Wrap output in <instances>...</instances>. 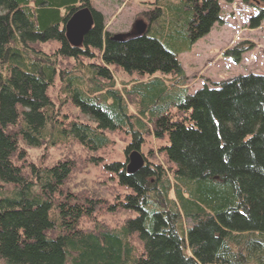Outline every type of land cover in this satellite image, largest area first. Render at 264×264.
I'll list each match as a JSON object with an SVG mask.
<instances>
[{
	"label": "trees",
	"instance_id": "1",
	"mask_svg": "<svg viewBox=\"0 0 264 264\" xmlns=\"http://www.w3.org/2000/svg\"><path fill=\"white\" fill-rule=\"evenodd\" d=\"M221 1L161 0L146 16L166 42H122L90 0H0V264H264V74L178 87L180 101L143 80L185 79L180 54L220 22ZM81 7L94 25L74 47L65 25ZM109 65L140 77L122 89ZM145 133L166 144L138 171L105 157L111 135L130 134L126 159ZM87 165L106 177L72 185Z\"/></svg>",
	"mask_w": 264,
	"mask_h": 264
},
{
	"label": "rangeland",
	"instance_id": "2",
	"mask_svg": "<svg viewBox=\"0 0 264 264\" xmlns=\"http://www.w3.org/2000/svg\"><path fill=\"white\" fill-rule=\"evenodd\" d=\"M145 3L146 0H92L93 8L100 11L104 17L105 30L113 34L124 33L125 31L133 33L136 21L141 18L142 12L145 11ZM221 8L220 22H217L208 34L183 48L184 52L180 54L179 59L186 76L185 79L181 78L178 73L162 74L158 72L153 77L146 75L143 80L161 78L168 87L169 96L180 101V98L184 97V92H179L180 89L178 87L185 88V93L189 94L203 87L206 83L220 82L241 74H264V20L260 22L259 26L255 27H251L248 21L250 17L259 12V9L243 3L241 0L221 1ZM155 30L153 29L149 34L156 35L163 42H166L160 34L162 31ZM238 45L246 47L240 53L238 62L234 61L232 57L224 55L227 49H233ZM114 70L118 85L122 89L125 86L134 84L136 82L134 79L139 77L136 73H129L123 68L117 69L116 66H114ZM183 79L184 84L181 83ZM134 91L132 96L137 93L136 89ZM132 101L131 103H138V101ZM176 105L177 102H175V105L170 104L169 108L177 109ZM141 116L143 118V115ZM135 125L141 130L144 128L137 123ZM127 136L116 135L114 137V135H111L114 143L104 153L107 159L112 158L121 162L124 161L123 149L129 142V137ZM145 139L146 142L141 151L143 157L150 148L157 149L166 144L164 138H155L153 133H145ZM43 153L49 156L48 150L27 148V160L36 164H43L42 162L45 158ZM81 159L83 160V157ZM144 159L145 165L146 157ZM84 168V171L73 177L71 180L72 185H80L82 183L79 181H83L88 182L91 186H99L98 181L106 177L101 168L94 169L95 167L88 165L84 166ZM8 188V185L4 183L1 185L0 182V198L4 196L2 192H6L4 189Z\"/></svg>",
	"mask_w": 264,
	"mask_h": 264
},
{
	"label": "water",
	"instance_id": "3",
	"mask_svg": "<svg viewBox=\"0 0 264 264\" xmlns=\"http://www.w3.org/2000/svg\"><path fill=\"white\" fill-rule=\"evenodd\" d=\"M94 24V18L89 7L80 8L75 12L70 19H68L65 25V32L70 43L78 47L83 43L84 36L92 28ZM137 34H141L145 30L143 23H137ZM115 39H120V35H115ZM145 159L138 151H133L129 155V164L127 165V171L130 173L138 171L144 164Z\"/></svg>",
	"mask_w": 264,
	"mask_h": 264
},
{
	"label": "bare ground",
	"instance_id": "4",
	"mask_svg": "<svg viewBox=\"0 0 264 264\" xmlns=\"http://www.w3.org/2000/svg\"><path fill=\"white\" fill-rule=\"evenodd\" d=\"M91 3H92V0H90ZM161 0H146V8H145V11L142 12L141 14V18H139L136 23H135V27H134V30L133 33L132 32H128V31H125L124 33H119L118 35L121 36V38L118 40V39H115L114 36L117 35V34H113V33H110L109 31H106L105 33V37H110V39L112 40H117V41H122V42H125L127 40H130L132 37H135V36H142V35H150V31H152L153 29H156L155 31H158V29L160 28V25H158V20L156 19V21H153L151 17V14L149 16H146V13H148L149 11L152 12L151 10H154V7H155V4H158L157 2H159ZM232 1V0H231ZM242 1V0H241ZM243 2V1H242ZM245 3V2H243ZM253 1L250 0L249 3H246L248 5H251V6H254L257 8V6L255 5H252ZM264 20V19H263ZM262 21V20H261ZM137 23H143L145 25V30L143 33L141 34H137V29H136V25ZM260 24H258L257 26H259ZM255 27V26H254ZM209 33V32H208ZM207 33V34H208ZM151 36H156V35H151ZM158 39H160L158 36H156ZM161 40V39H160ZM162 41V40H161ZM73 46V45H72ZM75 47V46H74ZM95 52V50L93 51V53ZM88 60L86 62V64H88ZM108 68L110 69V71H112V74H113V77L115 78V81L117 82V79H116V76H115V70H114V65H109ZM139 76V75H138ZM140 77V76H139ZM138 77V78H139ZM136 78V79H138ZM186 78V76H185ZM135 80V79H134ZM207 85H209L208 83H206ZM205 85V84H204ZM125 87H128V86H125ZM164 112L165 109H164ZM141 155L142 153L140 151H138ZM143 157V155H142ZM144 165V164H143ZM143 167V166H142Z\"/></svg>",
	"mask_w": 264,
	"mask_h": 264
}]
</instances>
